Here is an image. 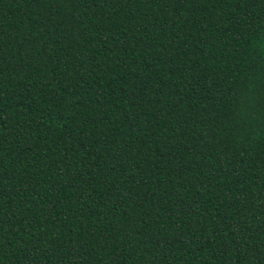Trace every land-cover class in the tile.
I'll return each instance as SVG.
<instances>
[{
  "label": "trees",
  "instance_id": "16d2710c",
  "mask_svg": "<svg viewBox=\"0 0 264 264\" xmlns=\"http://www.w3.org/2000/svg\"><path fill=\"white\" fill-rule=\"evenodd\" d=\"M0 264H264V0H0Z\"/></svg>",
  "mask_w": 264,
  "mask_h": 264
}]
</instances>
